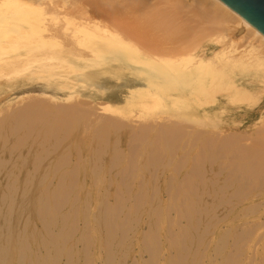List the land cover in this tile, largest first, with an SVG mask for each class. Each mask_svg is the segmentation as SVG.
Segmentation results:
<instances>
[{"label": "rangeland", "instance_id": "1", "mask_svg": "<svg viewBox=\"0 0 264 264\" xmlns=\"http://www.w3.org/2000/svg\"><path fill=\"white\" fill-rule=\"evenodd\" d=\"M52 4L53 7L50 6L49 9L46 8V17L44 18H48L49 20L54 21L53 18L57 16L54 23H57L58 21L57 24L61 25V19H58L59 16L62 17L60 10L61 0H57L55 3H53L52 1ZM54 4H56L57 6L59 5V7L55 8ZM49 20L46 21L49 23ZM52 23L53 22L49 24ZM52 25H49L48 27L49 29L51 28V32L48 29L49 31L48 33L46 32V34H43L41 32L40 34H28L25 32L22 33L24 35H21L20 33L12 34L13 39L11 38V41L9 42L10 45H14L15 48H21V52L26 55V53H28V50H26L28 48L26 47L31 44L33 40L34 49H32L35 52L34 55H38L35 57L36 59L34 58L35 60H37V57L39 60V56L43 58H45V56L49 58L50 56L49 60L47 58L45 60L47 62L51 61L52 64H49V62L47 64L43 58H40V62L43 61V65L46 63V66H43L46 71L33 72L37 69V66L33 64L30 65L31 69L28 66V68L30 69L29 70L28 68L26 69V67L20 68L21 65L18 64V66H16V69L13 68L15 64H6L5 67H3L1 66L3 65L2 62H0V258L4 257V255H1L4 249H8V264H68L69 262V264H177L175 260L179 259H177L178 252L180 259L182 256L185 257V259H183L182 257V259L184 260L183 263H179L180 261L182 262V259L179 260V264H264V187L258 188V186L256 185L257 187L254 188L250 186L251 179L249 181V179L247 178L252 177H249V174L246 177V175H244V172V174L241 173V171L239 170V165L242 163V161L238 158V156H241V154L244 153L243 151L247 148L245 147L246 145L244 146L245 142L248 147H250L249 144H251L252 146V143H248L251 140L249 136H251L252 138H254L255 135L258 136V133L256 134V132L258 131V127L261 126L259 124V120L261 119V114L264 110V101L254 108H248L245 106L240 107V105L235 106L230 103H228L226 106L225 104V107L217 112L220 119L217 120L214 118L212 121L213 123L204 124V126H201L199 124L191 125L190 123L181 122L175 119L177 114L173 108L171 101H169V99L163 100L162 98L164 96H169L172 92L144 93L139 99L135 100L132 106L125 105V100L126 97L130 94V89L142 87L141 82L130 77L129 75L114 74L111 71V65H109L108 63H90L87 61L74 59L70 56L66 57L68 58V61L70 63H73V65H75L77 70L73 71L71 69H63L61 65H64V63H62L60 58H58V54L55 51V49H58L57 46H54L53 43L42 46L40 42L41 38H39V36L44 38L46 37L47 39L50 38L51 33V36L55 32H57L55 34L59 35L58 33L61 31V28L59 29L58 26L55 28V25ZM53 27L54 29H52ZM57 30H59V32ZM47 34L48 36H46ZM55 34L54 36H56ZM60 35L58 36V39L56 38L55 42L59 43V41L61 40V45H63V36L61 39ZM23 36L25 37L24 40L22 39ZM26 38H29V41ZM20 43H22V47ZM204 43L213 44V42L210 41L209 36L204 40ZM24 44L27 46H25ZM12 48L9 47V51L13 56L12 51H14L15 48ZM50 51H52L51 54ZM53 52L56 53L53 55ZM11 55L5 56V58H9ZM0 56L4 57V55H2L1 53ZM34 59L30 58L28 60H33L31 61V63H33ZM17 67H19L20 70H18L19 68ZM49 68L53 69L48 71ZM21 69H23L24 71ZM47 77L49 80L47 79ZM71 97L73 98V100ZM72 101L75 102V104L73 103V106L71 103ZM107 104H112L118 109L112 113H105L103 110H101V108L102 106H106ZM45 105L48 108H45ZM25 108L27 110L34 109V112H36L35 115L33 111L28 110L27 112ZM62 108H69V112H67V110L65 109H63V111L65 110L64 112L70 113L71 115L67 113L66 115L72 116V119L75 118L72 121V124L70 120V122H67L66 117L68 116L62 115L64 114L63 112H61ZM23 109L25 110L23 111ZM44 109H48L51 112H49L48 110L45 111ZM1 110H4L3 113ZM16 113L17 115L18 113L20 114L18 115L19 117H17ZM44 113L49 114L44 117ZM41 114L43 115L41 116V118H43H40V122V120L38 121V115L40 117ZM24 115L27 116L26 118L29 117V119H26V121L23 120L24 122L21 123L19 120H21L23 117L25 118ZM58 115H62V117H64L63 120H66L65 123L62 122L63 120L60 121L61 125L58 123L59 121L57 122L58 119L61 120ZM83 115L86 116L84 117ZM70 116L68 117V119L71 118ZM57 117L58 119L56 120ZM85 118L87 119V122L86 120L84 122ZM31 119L33 121L34 119H37L35 120V122L38 121L35 124L36 126L34 129L33 126L35 122H29V120ZM99 119L103 121L100 122ZM155 119L158 120L156 121ZM120 120L122 122H120ZM16 122L21 123H17V126L21 125V127L19 126V129L17 131L15 130L17 133L14 134L15 132L13 129L14 125L16 126ZM28 122L31 123V125ZM56 122L62 127L58 129V125L56 124ZM66 122L67 124H69L67 125ZM103 122H106V128L103 127ZM149 122L155 123L156 125L154 126V124L152 125V123L148 124ZM88 123L90 125H88ZM162 123H164V125L166 124V126L170 125V129L168 128L169 130L177 126L175 127V129L173 128L172 131L173 133H178V135H173L172 131H170L172 134L166 132V130L168 131V129L164 126L161 128ZM178 123L179 126H187V128L184 129L186 132H180L179 129H181L182 131V128L178 126ZM183 123H185V125H188L185 126ZM146 124H148V126ZM190 125L191 128H189ZM119 126L120 128L118 129ZM8 127L11 130H8ZM138 127H140L139 131ZM151 127L153 128L151 129ZM157 127L161 128L162 131L164 130V133ZM54 128H56L57 130ZM142 128H145V130H143ZM29 129H32L33 133ZM140 129H142L143 131H140ZM197 129L198 131L200 130L199 136L196 135L199 133ZM53 130L58 132H56L57 135H55L56 133H54ZM65 130L68 131V134ZM158 130H160L161 134L158 133ZM201 130L203 131V133H201ZM134 131H136V133L138 134L134 133ZM52 132L54 134H52ZM165 133H168L169 135L171 134V137L169 136L170 138L167 139L168 134L166 135ZM144 134H146L147 136H145ZM215 134L219 135V137ZM225 134L227 136L230 135L228 136V140L231 138L230 140H233V142L238 140L240 137L241 141L245 140L244 143L240 141V144L238 142H236V144L233 143V145L232 143H230L231 145L228 143L231 146L230 150L227 149L228 155L231 156L234 150L231 159H233V155L235 153V157H237L236 160L229 159L230 156L226 155V150L225 152L223 150L229 146L226 143L225 144L227 145V147L222 144V141L228 142L227 140L225 141V139H227ZM231 134H233V136ZM137 135H139L140 137L143 135V137H139L140 139H138ZM194 135H196V143L193 144L194 141H192V139ZM222 135L225 136L221 137ZM237 135L241 136L237 137ZM242 135H245V137L248 136L249 139L247 138V140L244 137V140H242ZM55 136L57 137L55 138ZM177 136L178 138L182 137V139L176 138ZM155 137L156 139H154ZM235 137H237L238 139H235ZM17 138L18 140L25 139V141L22 140L21 142H19L17 141ZM61 138L63 140H61ZM209 138H211V142ZM141 139H143V142L141 141ZM177 139L179 142L178 144L176 143ZM207 139L210 144H208ZM212 140H215V143H217L218 140V145L214 143L216 147H212ZM255 140H252V142H255ZM137 141H140L141 144ZM163 142H165L166 144H164ZM167 142H170L169 144L172 145L170 149L172 151L168 150L170 148V145H168ZM121 143L122 147L119 146ZM128 143L129 145H131V147H128ZM183 143L185 145H183ZM241 143L244 146V150H242L243 148ZM18 144L20 146H18ZM206 144H208V146H212L208 148L206 147ZM12 145H15L18 149H16L15 147L14 150H12ZM150 145H154L153 148H155L156 151L152 149ZM103 146L105 147L104 152ZM138 146H140V149H137V151L139 150L137 152L135 148H139ZM157 146H159L162 150H159L160 148ZM219 146H222L220 151L218 150L220 149ZM181 147L182 149H184L182 150ZM200 147H202V150H204V153L202 152L203 154L200 152L202 150H198V148ZM235 147H241V149H238L237 151L239 152L240 150H242L240 151L241 153L235 152ZM55 148L58 149L55 150ZM114 148H118L119 152L122 151L120 152L119 156H117V158L114 155ZM128 148H131V152L134 151L132 153L134 156L130 154ZM174 148H178L177 151ZM206 148L210 149L209 158L207 157L209 151L207 152ZM162 151L165 152V158L162 157L164 156V152ZM197 151H199V153L201 154L197 153ZM161 153L162 156H160ZM222 153H226L225 160H223V157L220 155ZM236 153L238 154V156L236 155ZM148 154L150 157L148 156ZM154 155L155 157L160 158L159 160L163 161H158V159L155 160ZM181 155H183V162L185 165L184 168V165H182V160L179 159V156L182 157ZM198 155L200 156L198 157ZM201 155H204L205 158H203L205 159V162L201 158ZM218 155L222 157H219L221 158V160L217 159L216 161H212L211 163L210 160H214ZM128 156L130 158L132 156V159H129ZM147 156L149 157L148 159L146 158ZM193 156L195 157L193 158ZM133 157L136 158L134 159ZM197 157L199 158L198 161ZM200 158L202 159V162L200 161ZM98 159L100 160L98 161ZM145 159H147V163L145 162ZM191 159L194 161H191ZM207 159H209V161ZM228 159L229 162L232 161V164L229 165V167L227 166V164H229V162L227 161ZM149 160L151 161V163ZM171 160L172 162L170 163ZM178 160L181 161V163L179 161V171L177 170L178 168H176L178 167L177 165H179L177 163ZM156 161H158L157 164ZM226 161L228 163L224 165V162ZM56 162H59L57 163V167L55 164ZM62 162L63 165L61 164ZM128 162L131 164L135 162L133 165V169V166H126V163L129 164ZM191 162L201 163V166L199 164L198 166L196 165L198 168L196 166H193L194 164H192L191 166ZM221 162L224 163L223 166H225L226 169L225 167H221ZM235 162H238V167H236L238 168L239 172L235 167L236 164L233 165ZM210 163L211 165L209 166ZM75 164L77 165L76 167ZM175 165L176 167L174 169L173 166ZM232 165L236 168L235 170ZM125 166L126 171H130L129 173L126 172L127 174L125 173V170H123L125 169ZM54 167H56L57 170L54 171ZM73 167L75 168L74 170ZM192 167H194V170L196 167V170L199 171L195 173ZM229 168H233L232 175L235 174L234 171H237L238 173H240V176L236 174V177H229L231 175L230 173L232 172V169L230 171ZM71 169L73 170V172ZM189 170L190 173L192 172L191 175L189 174ZM202 171L204 175L202 174ZM71 172L72 175L69 174ZM139 174L140 176L142 175V178L139 177ZM195 174H202V176L197 175V178ZM129 175L131 178L129 177ZM154 175H156V177ZM171 175L173 177H171ZM242 175H244L243 181L240 180L242 178ZM72 176L73 179L76 180V182L73 181ZM202 177L203 179H201ZM227 177H229V179ZM237 177L241 178L237 179ZM244 177H246L247 180ZM138 178L140 180L142 179L141 182L143 181V185L139 184L140 180ZM181 178H183V180L188 178L187 181H190L188 184L189 186L187 185L189 187V190L184 187L188 182L183 185ZM13 179L15 182L12 181ZM239 180L242 182H240ZM248 181L249 184H247ZM253 181L254 180H252L251 184L253 183ZM119 182H121L122 184ZM72 183L75 184L74 187L72 186L74 185ZM11 184L12 188L10 187ZM58 184L60 187L58 186ZM69 184H72L71 186L73 188ZM125 184L126 188L124 189ZM222 186L224 188H222ZM253 186H255V184H253ZM58 187L59 189H57ZM193 187L196 191L198 190L197 192H195L197 193L195 195H199V197L201 198H198L194 195L195 190H193ZM221 188L222 190H220ZM63 190L65 191V193H62ZM126 190L128 192H126ZM154 190L157 192L153 193ZM237 190L240 196L236 192ZM115 191H117V193H115ZM188 191L191 192L189 193ZM67 192H69V195ZM192 192L193 194H191ZM234 192H236V196L232 197L235 195ZM65 195L66 197H64ZM184 195L186 200L189 196V204L187 203L188 200L186 201L183 198ZM119 196L120 199L118 198ZM138 196L141 200L138 198ZM74 197L76 199H74ZM60 198L65 203L63 201L60 202ZM64 198H67V201H65ZM150 198H152L151 201ZM136 199H139V201L137 200L138 203L136 202ZM118 200H120L121 202L119 201V203ZM220 200L223 201L220 202ZM226 200L229 201V204H227L228 202L225 203ZM182 202H184V204ZM199 202H201V204ZM55 203H57L58 205ZM136 204L138 205V207ZM182 204L183 207L186 204L185 210L181 208ZM54 205H57V208L59 207V209H57ZM121 205L122 209L120 208ZM188 205L192 209H189ZM104 206L106 207L107 211L105 210ZM113 208H117L121 212L118 213V211L114 210ZM166 208H168L169 210L167 209L166 211ZM113 210L114 213H112ZM198 210L199 215L197 212ZM75 211L76 214L74 213L73 215V212ZM127 211H129V215ZM107 213H109V215H107ZM156 213H159L158 215L160 217L157 216ZM165 213H167V215ZM183 213H185V216L183 215L184 219H182ZM113 214L115 215L114 217ZM48 215L51 218L48 217ZM126 215L127 220L125 221L123 219H125L124 217H126ZM61 217L62 219H60ZM187 218L188 220H191V224H188ZM108 219L112 220L110 221ZM196 220L198 223L195 222ZM135 221L138 223L135 224ZM169 221H171L172 225ZM122 223L124 224L123 226ZM118 225H120L121 227ZM181 229H184L183 235L181 234ZM192 229H195L196 231ZM59 231L61 232V234ZM106 231L108 232V235ZM58 233L60 234V236H58ZM50 234H52L51 236L54 239L49 238ZM69 234H71L72 236H70ZM123 234L125 235V238ZM120 235L123 236L122 238L124 240H121L122 238H120ZM146 235L148 236V238ZM152 236H155L154 239L158 237V240L157 238L156 240H154ZM173 236L176 237V239H178L179 237L181 239L182 236V240L186 238L183 242L184 244H182V242L180 243L179 239V242L177 244L178 247H174L173 244L175 242L177 243V240L175 239V241H173V239H171ZM88 237L90 239H86L85 245L84 240ZM196 237H199V239H197ZM63 238L65 239V241L63 240ZM111 238L113 241H111ZM170 240H172L173 242L171 241V243L169 244ZM198 240L199 244H201H198L199 246L197 247L196 242L198 243ZM119 241L122 243H120ZM188 241L191 242L190 244L192 246ZM106 243L108 246L105 245ZM176 243L174 244L175 246ZM109 244H112V246L109 247ZM181 244L182 246H187V249L184 247L185 250L183 248L184 251H182ZM157 246H159V248ZM107 247L108 249H106ZM69 249L72 250V252L69 251ZM84 249L88 254L87 256H85L86 252H84ZM108 250H111V253H109ZM187 250L188 252L190 251L188 255L185 254ZM193 251H195L196 253H193ZM21 254L24 256H22ZM194 254H196L195 259L194 257H192V255L194 256ZM186 255L188 257H186ZM172 259H174V262L172 261ZM193 259L194 261H192L191 263V260Z\"/></svg>", "mask_w": 264, "mask_h": 264}, {"label": "bare ground", "instance_id": "2", "mask_svg": "<svg viewBox=\"0 0 264 264\" xmlns=\"http://www.w3.org/2000/svg\"><path fill=\"white\" fill-rule=\"evenodd\" d=\"M52 1H53V3H55L57 0L56 1L55 0H0V53L2 55H4V57L0 56L2 58V59L0 58V62H2V64H3L1 66L5 67L6 64H15V66H13L14 69H16V66H18V65H21L20 68L21 67L22 68L26 67V69H27L28 66H29V68L31 69L30 65L33 64V65L37 66V69L34 70L33 72H35V71H37V72L46 71L43 68V66L46 63L48 64V62H49V64H52L51 61L47 62L45 60L46 58L49 60L50 56H49V58L46 57L45 55H44L45 58L39 56V60H38V57H37V60H35L36 59L35 57L38 56V55H36V56L34 55L35 52L33 50L34 49L33 48V44H34L33 40H32V43L30 41L31 44H29L28 46L24 44L25 46H27L26 48H28V49H26V50H28L27 51L28 53H26V55H24L23 52H21V48H19V47L15 48L14 45L13 46L10 45L9 42L11 41L12 34L20 33L21 35H24V34H22L23 32L28 33V34H35V33L40 34V32L43 33V34L44 33L46 34V32L48 33V31L51 29V28L50 29L48 28L49 25L54 24L55 26L54 25H52V26H54L55 28L57 26H58L59 29L61 28V31H60L61 33L59 32V30H57V31L59 32L58 33L59 35L61 34L60 35L61 39H62V36H63V39H62L63 40V45L66 47V49H65V47L63 45H61V42H60L61 40L59 41V43L55 42L56 38L58 39V36H59V35L55 34L57 32L54 33L57 37L54 36V34L51 36V34H52L51 33L50 34V38L46 39V37L44 38V37H40V36H39V38H41L40 42H41L42 46L49 45L50 43H53L54 46H57L58 49H55V51L58 54V58H60L62 63H64V65H61V67L63 69H66V70L67 69H71L73 71L77 70L75 65H73V63H70L68 61V58L66 57V56H70V57H72L74 59L83 60V61H87V62H90V63H92V62L108 63L109 65H111V71L114 74H116V75H121V74L129 75L130 77H132V78H134V79H136V80L141 82L142 87H136V88L130 89V94L126 97V100H125V105L132 106L133 103L135 102V100L139 99L142 96V94H144V93H149V92H164V93L172 92L169 96H164L162 98H163V100H168L169 99V101H171V103L173 105V108H174V110H175V112L177 114L175 119L178 120V121H181V122L190 123L191 125L199 124L201 126H204V124L213 123L212 121H213L214 118L217 119V120L220 119L219 115L217 114V112L220 109L224 108L225 104H226V106H227L228 103H230V104H233L235 106L240 105V107L241 106H245V107H248V108H254L255 106L260 105L264 101V36H262L258 31L253 29L248 23H246L242 18H240L237 14H235L227 6L222 4L219 0H61V6H60L61 9L60 10H61V16L62 17L59 16V18H58V19H61L60 20L61 21V25L57 24L58 21H57V23H54L55 18L57 16L55 18H53L54 21L49 20L48 18L47 19L44 18V17H46V13H45L47 11L46 8L49 9L50 6L53 7ZM55 5L56 4H54L55 8L59 7V5L58 6L57 5L55 6ZM10 10H11V12H10ZM51 10H52V8H51ZM59 13H57V14H59ZM51 18H52V16H51ZM46 20L47 21L49 20V23H51V22H53V23L49 24ZM54 27L52 29H54ZM50 32H51V30H50ZM46 36H48V34ZM208 36L210 37V41L213 42V44L212 43L211 44L204 43V40ZM23 37H22V39L24 40L25 37L24 38ZM29 38H26V39H28V41H29ZM36 41H39V40H36ZM27 42H24V43H27ZM21 44L22 43H20V45ZM22 46L23 45H21V47ZM9 47H11V48L13 47L12 49L15 48L14 51L11 50L13 56L10 54L11 52L9 51L10 50ZM35 48H36V46H35ZM51 52L52 51H50V54H51ZM55 53L53 52V55ZM8 55H11V56L9 58H5V56H8ZM27 58L28 59H30V58L34 59L35 58V59H34V62L31 63V61H33V60L30 61ZM40 58L41 59L43 58L46 61V63L44 65L42 63L43 61L40 62V60H41ZM51 58H52V56H51ZM53 63H58V62H53ZM50 66H52V65H50ZM17 68H19V67H17ZM20 68L18 70H20ZM52 69L53 68H49L48 71L52 70ZM21 70H23V69H21ZM73 73H75V72H73ZM47 79H48V77H47ZM125 81H127V80H125ZM159 96H160V94H159ZM224 99L226 100V102H225ZM72 100H73V98H72ZM71 103H72V106H73V103L75 104V102H73V101ZM46 105H45V108H48V107H46ZM40 107H42V106H40ZM25 109H23V111ZM63 109H65V110H67V112H69L68 111L69 108L68 109L67 108H62L61 112L64 113V114H62L60 112L62 115H66V113H67V112H64L65 110L63 111ZM74 109H76V108H74ZM117 109L118 108L115 107L112 104H107L106 106H102V108H101V110H103L105 113L106 112L112 113V112L116 111ZM28 110L33 111V112L35 111L34 109L33 110L28 109ZM28 110H27V112H28ZM46 110H48V109H46ZM1 111L3 113L4 110H1ZM39 111H43V110H39ZM27 112H26V114H27ZM49 112H51V111H49ZM11 113H9V114H11ZM35 113L36 112H34V115H35ZM28 114H30V113H28ZM42 114L40 115V117L38 115V121L40 120L41 116H43ZM44 114H45L44 115V117H45L49 113L48 114L44 113ZM67 114H70V113H67ZM16 115H17V113H16ZM18 115H20V114L18 113ZM18 115H17V117H19ZM31 115H32V113H31ZM62 115H58L61 120H59L58 117L56 118V120L58 119L57 122L59 121L58 123L60 125H61L60 121H62L63 118H64V117H62ZM76 115H78V114H76ZM87 115H89V114H87ZM261 115H262L261 119L259 120V124L261 126L258 127V131L255 130V131H257L256 134L258 133V136L255 135L254 138L249 136L251 140L248 143H252V146H251V144H249L250 147H248V145L245 142L244 146L246 145L245 147H247V148L244 150V148H243L244 146H243L242 143H244V141H245L244 140L245 135H242L243 136L242 140H244V141L240 140L241 137L239 139L237 138L238 136H241V135H237V137H235V139H238V140L233 142V140H230L231 138L228 140V136H230V135L227 136L225 134L226 137H227V139H225V141L227 140L228 142L222 141V144H224L226 147H227L226 144H228V143L229 144L232 143V145H233V143L236 144V142H238V143L240 141L242 142L241 145H242V148H243L242 150H244L243 151L244 153L241 154V156H238V154H237L240 151H242V150H240L239 152H237L238 149H241V147L240 148H236L235 147L236 149L235 148H233V149H235V152H237L236 155L242 161L241 164L239 163L240 164L239 165V170L241 171L242 174L245 173L244 175H246V177L249 174V177L253 178V179L252 178H247V179H249V181L251 179L250 186H252L254 188L257 187V186H258V188H263L264 187V110H263ZM66 116H68V115H66ZM26 117L27 116H25V118L23 117L24 119L22 117H20L22 119L19 120V121L21 123H23L24 121H26V119H29V117L28 118H26ZM68 117H66L67 118L66 119L67 122L71 121V124H72V121L75 118L73 117L74 119H72V116H70L71 118L68 119ZM4 118H5V116H4ZM0 120H1V117H0ZM35 120H37V119H34V121L31 119V120H29V122L30 121L35 122ZM76 120H77V118H76ZM85 120L87 122L86 118L84 119V122H85ZM38 121H36L34 123L33 129L35 128V126H36L35 124ZM65 121L63 120L62 122L65 123ZM99 121L102 122L103 120L99 119ZM40 122H41V120H40ZM57 122H56V124H57ZM67 122H66V124H67ZM120 122H122V121L120 120ZM120 122H119V124H120ZM153 122H155V121H153ZM17 123H19V122H16V126L14 125V129H13L14 132H15L14 134L17 133L16 131L19 129V126L21 127V125L17 126L18 125ZM21 123H19V124H21ZM103 123H104L103 127L106 128V125H105L106 122H103ZM109 123H110V121H109ZM116 123H117V121H116ZM151 123L149 122L148 124H151ZM175 123H177V122H175ZM29 124L31 125V123H29ZM112 124H115V123H112ZM148 124H146V125L148 126ZM153 124H154V126L156 125L155 123H152V125ZM183 124L185 125V123H183ZM23 125H25V124H23ZM38 125H39V123H38ZM60 125H58V129L62 127ZM88 125H90V124L88 123ZM186 125H188V124H186ZM191 125H190V127L189 126L188 127L191 128ZM117 126H116V128H117ZM158 126H161V125H158ZM163 126L165 128L167 127V129L170 127V125L166 126V124L164 125V123H162L161 128ZM172 126H174V125H172ZM178 126H179V123H178ZM9 127H8V130H11V129H9ZM55 127H57V126H55ZM108 127H109V125H108ZM153 127H151V129ZM175 127H177V126H175ZM175 127H173V128L175 129ZM179 127L182 128V131H181V129H179L180 132L185 131L184 129L187 128V126L184 127L183 125H181ZM119 128H120V126L118 127V129ZM139 128L140 127H138V131H139ZM161 128H158V129H161ZM54 129H56V128H54ZM142 129L145 130V128H142ZM142 129H140V131ZM169 129H168V131L166 130V132L171 133L170 131H172V129L171 130H169ZM30 131H32V129ZM53 131H54V133L57 132L55 130H53ZM161 131H162V129H161ZM176 131H178V130H176ZM197 131H198V129H197ZM185 132H184V134H185ZM198 132H199L198 134H196V133L195 134L199 136L200 130ZM32 133H33V131H32ZM54 133L52 132V134H54ZM57 133L55 135H57ZM66 133L68 134V131H66ZM134 133H136V131H134ZM158 133H160V130H158ZM168 133H165V134L167 135ZM172 133H173V131H172ZM201 133H203L202 130H201ZM136 134H138V133H136ZM175 134L176 133L174 132L173 135H175ZM144 135L147 136L146 134H144ZM170 135L168 134L167 139L171 137ZM176 135H178V133ZM196 135L193 136V139H192V141H194L193 144L196 143V139H195ZM215 135H217V134H215ZM225 135H222L221 137H223ZM231 135L233 136V134H231ZM25 136H26V134H25ZM137 136H138L137 137L138 139L143 137V135L141 137L139 135H137ZM217 136L219 137V135H217ZM56 137L57 136H55V138ZM131 137H129V138H131ZM172 138H174V137H172ZM176 138H178V136ZM211 138H209V140ZM245 138L247 139L248 136H246ZM27 139H28V137H27ZM154 139H156V137ZM157 139H159V138H157ZM178 139H177V142H176L177 144L179 143ZM180 139H182V137ZM222 139H224V138H222ZM232 139H233V137H232ZM22 140L25 141V139H22ZM22 140H18V138H17V141H19V142H21ZM61 140H63V139L61 138ZM61 140H60V142H61ZM135 140H136V137H135ZM142 140L143 139H141V141ZM252 140H255V142L253 141L254 144H253ZM54 141H56V140H54ZM192 141H191V143H192ZM212 141H213L212 142L213 146L212 145H210V146L216 147V145H218L217 144L218 140H217V143L214 142L215 140H212ZM220 141H221V139H220ZM229 141H231V142H229ZM137 142L140 143V141H137ZM155 142H157V141H155ZM171 142H172V140H171ZM186 142H187V140H186ZM207 142H208V139H207ZM210 142H211V140H210ZM210 142H208V144H210ZM129 143H130V141H129ZM129 143H128V145H129ZM163 143L166 144L165 142H163ZM169 143H168V145H170V148L168 150L172 151V150H170L172 145L169 144ZM214 143L216 145H214ZM158 144H159V142H158ZM208 144H206V147L209 148L210 146H208ZM20 145H21V143H20ZM20 145L18 144V146H20ZM183 145H185V144L183 143ZM43 146H44V144H43ZM43 146H42V149H43ZM119 146L122 147V143ZM126 146H127V144H126ZM15 147L16 146L14 145L13 147H11V149L14 150ZM128 147H131V145H129ZM138 147L139 148H135L136 151H137V149H140V146H138ZM151 147H152V149H154L156 151V149L153 148L154 145H152ZM157 147H159V146H157ZM228 147L226 149H223L224 152L226 150V153H227V154L225 153L226 155H228V150L227 149L230 150L231 146L229 148ZM175 148H176V145H175ZM208 148H206L207 152L210 150ZM219 148L220 149H218V150L220 151L222 146H219ZM16 149H18V148L16 147ZM56 149H58V148H55V150ZM177 149H175V150L177 151ZM181 149H182V147H181ZM202 149H203L202 147L198 148L199 151L202 150ZM99 150H100V148H99ZM130 150H131V148L129 149V151ZM159 150H162V149L160 148ZM104 151H105V147H104L103 152ZM113 151L115 153L114 155L116 156V158H117V156H119L120 152H122V151L119 152L118 148H114ZM199 151H197V153H199ZM127 152H128V150H127ZM133 152L130 151V154L132 156H134L132 154ZM149 152H150V150H149ZM162 152H164V151H162ZM200 152L204 153V150H202ZM233 152H234V150H233ZM233 152H232V154H233ZM201 153H199V154H201ZM99 154H100V152H99ZM169 154H170V152H169ZM208 154H207V157L209 158L210 151L208 152ZM225 154H223V153L220 154L223 157V160L226 159L225 158ZM232 154H231V156H232ZM157 155H159V154H157ZM216 155H217V153H216ZM220 155L216 156L217 158H215V159L213 158L214 160H210L211 163H212V161H216L217 159L221 160L222 157ZM132 156H131V158L128 156L129 159H132ZM139 156H140V154H139ZM148 156H149V154H148ZM148 156L146 157L147 159L150 157V156L149 157ZM160 156H162V153H161ZM181 156L182 157L179 156V159L182 160V163H183L182 165H184L183 155H181ZM195 156H196V154H195ZM195 156H193V158ZM199 156L200 155H198V157ZM228 156H230V155H228ZM231 156H230L229 159H231ZM162 157L165 158V152H164V156H162ZM198 157H197V161L199 159ZM203 157H204V155L203 156L201 155V158L205 162V159H204L205 157L204 158ZM219 157H221V158H219ZM154 158H155V160L158 159V161H161V160H159L160 158L155 157V155H154ZM201 158H200V161L202 162ZM236 158L237 157H235V153H234L233 159H231V160H236ZM147 159H145L146 163H147ZM229 159L227 160L228 162H229ZM99 160L100 159H98V161ZM180 160L177 161L178 164H179ZM186 160H187V158H186ZM207 160L209 161V159H207ZM244 160H245V162H244ZM158 161H156V164H157ZM168 161H169V159H168ZM191 161H194V160L191 159ZM227 161L224 162L225 164L221 162V164H222L221 167H225V166H223V164L226 165L228 163ZM68 162H69V160H68ZM171 162H172V160L170 161V163ZM57 163H59V162L55 163L56 167L58 165ZM64 163H66V162H64ZM134 163L135 162H133L132 164L131 163H129V164L126 163V166L127 165L128 166H133ZM150 163H151V161H150ZM180 163H181V161H180ZM195 163L191 162V166H192V164H194L193 166H196V165L198 166V164L201 166V163H198V162L196 164ZM211 163L209 164V166L211 165ZM237 163L238 162H235L233 165L236 164L235 167L236 166L238 167ZM61 164L63 165V162ZM167 164H168V162H167ZM185 164H186V161H185ZM231 164H232V161H230L229 164H227V166L229 167V165H231ZM39 165H40V163H39ZM176 165L173 166L174 169H175ZM76 166L77 165L75 164V167ZM110 166H112V165H110ZM126 166H125V169H123V170H125V173L126 172L129 173L130 171H126ZM177 166L178 167H176V168H178L177 170L179 171L180 164L177 165ZM56 167H54V169L53 168L52 169L55 171V170H57ZM146 167H148V166H146ZM151 167H152V165H151ZM184 167H185V165L183 166V168ZM196 167H195V170H194V167H192V169L194 170L195 173L199 171V170H196ZM218 167H219V165H218ZM235 167L233 166L234 170L237 168V167L236 168ZM94 168H96V167H94ZM133 168H134V166L132 167V169ZM233 168H231L232 172L230 173L231 175L229 177H231V176L234 177L236 174H238V175L240 174V173H238L239 171H238V168H237L238 172L234 171L235 174L232 175ZM74 169L75 168L73 167V170ZM127 169H129V168H127ZM130 169H131V167H130ZM225 169H226V167H225ZM231 169L229 168L230 171H231ZM73 170H72V172H73ZM34 171H35V168H34ZM218 171H219V168H218ZM72 172L69 173V174L72 175ZM122 173H124V172H122ZM189 174L190 175L192 174V172L190 173V170H189ZM202 174L204 175L203 171H202ZM202 174H195V176H197V175H201L202 176ZM133 175H136V174H133ZM133 175H131V176H133ZM244 175H242V178L241 177H237V179L241 178L240 180L243 181L244 180L243 179ZM141 176L139 174V177H141ZM154 176L156 177V175H154ZM129 177H130V175H129ZM129 177H128V179H129ZM171 177H173V176L171 175ZM229 177H227V178L229 179ZM246 177H244V178L246 179ZM194 178H196V177H194ZM197 178H198V176H197ZM60 179H61V177H60ZM72 179H73V176H72ZM181 179H182L183 185H185V183L188 182L187 181L188 178H186L184 180H183V178H181ZM201 179H203V177ZM141 180L139 181L140 182L139 184L143 185V183H142L143 181L141 182ZM234 180H235V178H234ZM234 180H233V182H234ZM246 180H245V184H246ZM252 180H254V181L251 184ZM12 181L15 182L14 179ZM73 181L76 182V180H74V179H73ZM224 181H226V180H224ZM242 181H240V182H242ZM249 181L247 182V184H249ZM121 182H119V183H121ZM154 182H155V180H154ZM189 182L186 184V186L189 184ZM191 182H192V179H191ZM72 184H74V183H72ZM253 184H255V186H253ZM179 185H180V183H179ZM58 186H59V184H58ZM72 186L74 187L75 184L72 185ZM170 186H172V185H170ZM186 186H184V187L189 190V187H188L189 185L187 187ZM223 186H225V185H223ZM223 186H222V188H224ZM10 187L12 188V184H11ZM59 187L57 189H59ZM229 187H228V189H229ZM125 188H126V184L124 185V189ZM222 188L220 190H222ZM193 190H195L194 187H193ZM251 190H252V188H251ZM197 191L196 190L194 191V195L197 194V193H195ZM126 192H128V191L126 190ZM156 192L157 191L154 190L153 193H156ZM188 192L190 193L191 191H188ZM201 192H203V191H201ZM236 192L238 193V190ZM236 192H234L235 195L232 196V197L236 196ZM62 193H65V191L63 190ZM67 193L69 195V192H67ZM115 193H117V191H115ZM121 193H122V191H121ZM191 194H193V192ZM66 195L64 197H66ZM151 195H152V193H151ZM185 195H187V194H185ZM185 195H184L183 198L186 200ZM238 195H239V193H238ZM77 196H75V197H77ZM195 196L198 197V198H201V197H199V195H195ZM75 197H74V199H76ZM232 197H231V199H232ZM47 198H48V196H47ZM54 198H55V195H54ZM61 198H60V202L63 201V200H61ZM118 198L120 199V196ZM138 198H139V196H138ZM187 198H188L187 199L188 201L187 200L186 201L188 203L189 202V196ZM139 199H136L137 203H138ZM151 200H152V198H150V201ZM65 201H67V198L65 199ZM119 201L120 200H118V202ZM221 201H223V200H220V202ZM47 202H49V201H47ZM10 203H12V202H10ZM72 203H74V202H72ZM182 203L184 204V202H182ZM199 203L201 204V202H199ZM225 203L229 204V201L226 200ZM55 204H57V203H55ZM106 204H107V202H106ZM144 204H145V201H144ZM183 204L181 205L182 206L181 208L183 210H185L186 204L184 205V207H183ZM48 205H49V203H48ZM52 205H53V203H52ZM57 205H54V206H56V208H57ZM192 205H193V203H192ZM106 207H107V205H106ZM106 207H105V210H106ZM121 207H122V205L120 206V208ZM137 207H138V205H137ZM188 207H189V205H188ZM10 208H11V206H10ZM75 208H77V207H75ZM110 208H111V206H110ZM46 209H47V206H46ZM57 209H59V207ZM113 209L118 211V213L121 212L117 208L116 209L113 208ZM167 209L168 208H166V211H167ZM189 209H192V208L189 207ZM114 210H113L112 213H114ZM48 211H49V209H48ZM76 211L73 212V215H74V213L76 214ZM110 211H111V209H110ZM159 211H161V210H159ZM103 212H104V210H103ZM128 212L129 211H127V213ZM197 212H198V215H199V210ZM118 213H117V215H118ZM179 213H181V212H179ZM179 213H178V216H179ZM105 214H106V212H105ZM158 214H157V216H159ZM165 214L167 215V213H165ZM184 214L185 213L182 214V217H183ZM107 215H109V213H107ZM128 215H129V213H128ZM44 216H46V215H44ZM44 216H42V217H44ZM114 216L115 215L113 214V217ZM48 217H50V216L48 215ZM65 217H67V216H65ZM104 217H105V215H104ZM110 217H112V216H110ZM56 218H57V216H56ZM124 218L125 219H123V220L126 221L127 220V215ZM188 218H187V222H188V224L189 223L191 224V220L190 219L188 220ZM42 219H44V218H42ZM60 219H62V217ZM182 219H184V217ZM82 220H83V217H82ZM108 220H110V219H108ZM134 220H135V218H134ZM197 220L195 222H197ZM52 221H50V222H52ZM169 222L171 224V221H169ZM137 223L138 222H136L135 224H137ZM111 224H113V223H111ZM130 224H131V222H130ZM123 225L124 224L122 223V226ZM118 226H120V225H118ZM167 227H168V223H167ZM190 227H191V225H190ZM198 227H199V224H198ZM107 228H109V227H107ZM195 229H192V230L196 231ZM183 230L181 229V234L182 235L184 234ZM197 231H198V229H197ZM60 234H61V232H60ZM60 234L58 233V236H60ZM51 235L52 234H50V237H49L50 239L53 238ZM69 235L72 236L71 234H69ZM107 235H108V232H107ZM180 235H178V236H180ZM201 235H202V233H201ZM123 236L125 238L124 234H123ZM123 236L120 235V238H122ZM107 237H109V236H107ZM154 237L155 236H152L153 239H154ZM173 237L171 239H173V241H175L176 237H174V238ZM112 238H111V241H113ZM147 238H148V236H147ZM156 238L158 240V237H156ZM156 238L154 240H156ZM86 239L89 240L90 238L89 237L85 238V240H84L85 241L84 242L85 245H86ZM179 239H180V237L178 239H176L177 240V243L175 242L176 246L174 245L175 243L173 244V246L176 247V248L178 247L177 244L179 242ZM185 239L182 240V236H181L180 243L182 242V244H184L183 242L185 241ZM197 239H199V237ZM63 240L65 241L64 238H63ZM121 240H124V239L122 238ZM192 240H191V242H192ZM171 241L172 240L169 241V244L171 243ZM191 242H189V244ZM120 243H122V242H120ZM41 244H43V243H41ZM182 244H181V246H182ZM198 244H199V240H198V243L196 242L197 247L201 243L199 245ZM105 245H107V243ZM111 246H112V244H109V247H111ZM157 247L159 248V246H157ZM184 247L186 248L187 246H182V248H181L182 251L185 250ZM197 247H196V249H197ZM84 248H85V246H84ZM183 248H184V250H183ZM106 249H108V247ZM188 250H190V249H188ZM188 250H187V252H188ZM69 251L72 252V250H70V249H69ZM108 251H109V253H111V250H108ZM84 252H86V250ZM187 252L185 254L188 255L190 251L188 253ZM196 252H197V250H196ZM196 252L193 251V253H196ZM19 253H22V252H19ZM8 254H9L8 249L7 250L4 249V251L1 253V255H4V257L0 258V264H8L9 263ZM66 255H67V253H66ZM87 255L88 254L86 252L85 256H87ZM177 255H178L177 259L178 258L179 259L175 260V262H177V264L183 263V261H184L183 259H185V257L180 255V256L183 257V259L181 257L182 262L181 261L179 262V260H181V259L179 257L178 252H177ZM187 255H186V257H188ZM22 256H24V255H22ZM195 256H196V254H194V256L192 255V257H194V259H195ZM6 257H7V259H6ZM194 259L191 260V263H192V261H194ZM173 260L174 259H172V261ZM70 261H71V259H70ZM169 263H171V262H169Z\"/></svg>", "mask_w": 264, "mask_h": 264}, {"label": "water", "instance_id": "3", "mask_svg": "<svg viewBox=\"0 0 264 264\" xmlns=\"http://www.w3.org/2000/svg\"><path fill=\"white\" fill-rule=\"evenodd\" d=\"M264 36V0H219Z\"/></svg>", "mask_w": 264, "mask_h": 264}]
</instances>
